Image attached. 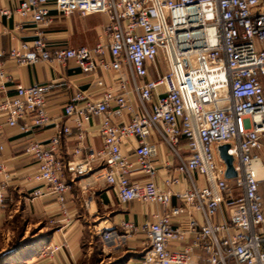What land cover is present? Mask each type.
Listing matches in <instances>:
<instances>
[{"label": "built area", "instance_id": "obj_1", "mask_svg": "<svg viewBox=\"0 0 264 264\" xmlns=\"http://www.w3.org/2000/svg\"><path fill=\"white\" fill-rule=\"evenodd\" d=\"M16 2L0 8V17L15 20L12 37L32 33L8 52L17 65L72 62L85 75L114 78L108 87L98 79L99 93L75 91L57 117L49 110L53 83L18 85L0 101V152L6 128L32 135L52 126L55 132L44 142L29 139L24 148L37 165L35 181L46 189H34L32 198L52 196L64 206L68 179L97 166L120 204L156 203L167 210L152 223H121L127 237L144 236L140 264H264V0ZM54 13L102 14L108 22L92 48L52 49L46 30ZM0 81H13L1 61ZM94 119L100 121L101 150L85 145ZM70 136L77 146L66 163L59 150ZM128 142L133 157L122 152ZM159 144L176 159L175 171L188 180V189L175 192L183 180L171 174L165 189L157 184ZM224 145L233 157L231 179L220 156ZM136 171L149 180L133 182ZM0 173L4 204L11 175L2 163ZM174 198L182 205L172 207Z\"/></svg>", "mask_w": 264, "mask_h": 264}, {"label": "crops", "instance_id": "obj_2", "mask_svg": "<svg viewBox=\"0 0 264 264\" xmlns=\"http://www.w3.org/2000/svg\"><path fill=\"white\" fill-rule=\"evenodd\" d=\"M16 4V0H0V8H12ZM54 16V25L46 30L52 49L79 48L82 46L92 48L98 43L108 22V18L102 14L82 17L75 13L64 17L54 13ZM14 26L15 20L0 17V61L13 80L11 83L0 81V101L7 96L14 95L18 85L31 86L53 83L55 89L49 97V110L54 117H57L62 114L64 105L75 91L88 89L99 93L100 88L97 89L96 85L98 79L106 87L113 84L114 78L110 74L100 73L96 77L85 75L72 62L67 65L44 62L31 66L17 65L8 57V52L12 47L19 46L21 41L29 40L32 33L25 31L14 38L12 37ZM134 104L138 108L136 101ZM129 120L130 116H127L125 122ZM4 121L5 115L0 112V123ZM99 128L100 121L98 119L92 120L87 125L86 146L97 150L103 148ZM54 133L52 126L37 129L32 135L23 134L20 127L6 128L4 132V150L0 152V163L6 166L11 177L8 182L7 198L4 204H0V230H5L10 220L17 213L28 216L29 226L34 228L44 223L52 227L46 235V247L43 250H31L27 252L28 254H24L23 260L20 261L21 264H79L83 255L86 229L92 220L97 218H103V220L98 223L99 225L95 229L110 231L109 237L105 240V247L113 249L117 253L119 249L126 247L125 254L128 255V259L120 260V264H140L145 252L144 236L138 234L129 238L126 235H119V231L120 234L122 233L121 223L125 221L136 224L152 223L156 221V216H163L167 210L156 203L134 201L126 205L120 204L115 188L107 184L105 171L101 170L100 167L96 166L83 179L74 182L68 179L70 190L67 193L64 206H61L52 196L32 198L31 192L34 189H46L41 183L35 181L37 165L24 154V148L29 139L35 138L44 142L50 139ZM152 141L157 142L158 138L154 135ZM76 146L77 141L74 137L63 138L59 156L64 162L67 163L74 159L73 151ZM181 146L186 151L185 141H182ZM158 150L159 154L155 160L159 170L156 178L157 184L165 189L164 181L171 174L183 180L181 186L173 187L175 192L188 189L190 184L184 176L175 171L177 161L167 146L159 144ZM122 152L126 156L133 157V142L126 143ZM4 179V175L0 173V182ZM131 180L144 184L149 179L143 172L136 171L131 175ZM180 205L182 203L174 198L172 207ZM198 217L200 220L202 219L201 216ZM52 220L57 223L52 225L50 223ZM174 222L178 224L177 219H174ZM105 224L107 226H104ZM56 247H60V250L52 252Z\"/></svg>", "mask_w": 264, "mask_h": 264}, {"label": "rangeland", "instance_id": "obj_3", "mask_svg": "<svg viewBox=\"0 0 264 264\" xmlns=\"http://www.w3.org/2000/svg\"><path fill=\"white\" fill-rule=\"evenodd\" d=\"M83 178L85 177H79L77 180ZM101 220L103 218L93 219L86 229L83 255L79 264H120L122 260L128 259L125 246L119 249L118 253L105 247V240L109 237L110 231L95 229ZM50 228L51 225L46 223L34 228L29 226L28 216L21 213L14 215L5 230H0V264H21L22 256L28 254L27 252L43 250L46 247V235L50 232ZM121 230L122 233L120 234L119 231V235H125L122 227Z\"/></svg>", "mask_w": 264, "mask_h": 264}, {"label": "water", "instance_id": "obj_4", "mask_svg": "<svg viewBox=\"0 0 264 264\" xmlns=\"http://www.w3.org/2000/svg\"><path fill=\"white\" fill-rule=\"evenodd\" d=\"M229 145H224L219 148L220 156L227 165L226 177L231 179L236 176V172L233 167V157L229 154Z\"/></svg>", "mask_w": 264, "mask_h": 264}, {"label": "bare ground", "instance_id": "obj_5", "mask_svg": "<svg viewBox=\"0 0 264 264\" xmlns=\"http://www.w3.org/2000/svg\"><path fill=\"white\" fill-rule=\"evenodd\" d=\"M210 32H212V31H210Z\"/></svg>", "mask_w": 264, "mask_h": 264}]
</instances>
